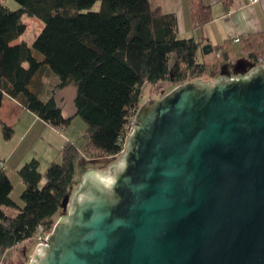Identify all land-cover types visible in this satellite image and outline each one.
<instances>
[{
    "label": "water",
    "instance_id": "obj_1",
    "mask_svg": "<svg viewBox=\"0 0 264 264\" xmlns=\"http://www.w3.org/2000/svg\"><path fill=\"white\" fill-rule=\"evenodd\" d=\"M134 123L29 264H264V66L184 82Z\"/></svg>",
    "mask_w": 264,
    "mask_h": 264
},
{
    "label": "trees",
    "instance_id": "obj_2",
    "mask_svg": "<svg viewBox=\"0 0 264 264\" xmlns=\"http://www.w3.org/2000/svg\"><path fill=\"white\" fill-rule=\"evenodd\" d=\"M15 1L20 7L14 10L0 0V109L9 96L51 126L66 128L72 117L64 116L55 95L72 84L76 113L87 129L82 147L66 143L61 160L50 162L44 173L37 158L20 167L25 184L23 206L12 198L14 185L0 160V255L34 238L41 223L60 211L73 192L76 162L82 153L118 156L123 152L144 83L170 79L172 71L174 79L184 83L218 68L199 60L202 41L181 37L177 15L163 12L152 0ZM224 1L231 6L229 0ZM97 2L100 7L94 10ZM191 7L195 27L212 19L211 6L202 0H191ZM24 15L38 17L45 24L31 45L16 42L27 28ZM243 37L242 49L256 63L264 53L254 51L258 36ZM227 43L215 57L228 60ZM46 77L53 82L51 86L43 82ZM1 126L4 138L11 139L13 126L3 120ZM4 206L19 211L8 215Z\"/></svg>",
    "mask_w": 264,
    "mask_h": 264
},
{
    "label": "rangeland",
    "instance_id": "obj_3",
    "mask_svg": "<svg viewBox=\"0 0 264 264\" xmlns=\"http://www.w3.org/2000/svg\"><path fill=\"white\" fill-rule=\"evenodd\" d=\"M4 1L10 8L14 10L20 7L19 3L16 2L15 0H4ZM204 2L208 4L212 3L211 5L212 19L205 26L204 34L207 35L211 40L210 44L213 46L214 50L210 54H206L204 56L199 55V60L205 59L208 62V66L216 65L218 66V68L214 69L213 73L211 71L210 74H205L199 79L204 81H213L220 76L233 77V76L243 75L248 73L255 67H257V64L249 56V53L244 51V49H242L244 47L243 41L238 43H233L230 42L228 39H232L233 37L236 36L243 37L249 35V33L264 31V12L259 11L256 8L257 12L255 14L252 13L253 12L252 7L246 6L245 8H239V6L236 4L225 8L222 6L221 3L216 2L215 0H204ZM99 7H100V3L97 2L94 5L93 9L97 10L99 9ZM184 9H185L186 18L188 20L186 8ZM224 13H227V15L222 16ZM22 20L26 24L27 28L24 34H22L17 39L16 42L26 41L31 45L35 40L36 36L42 31L45 24L41 19L35 16L24 15ZM187 24L189 25L188 21ZM200 32L199 31L192 32V28H191L189 30V34L180 33L179 35L181 37H192L194 34L195 38H198ZM225 43H227V46L224 49L230 52L228 60H226L223 56L215 57L217 50L222 48V46H224ZM254 43H255L254 51L257 55H259L264 51V37L258 35V39L257 38L254 39ZM36 55L38 57H42V55L39 53L38 54L36 53ZM211 74H213V76ZM180 84L182 83H179L174 79L173 71L171 72L170 79L159 81L158 83H149V82L144 83L141 89L140 106L147 100L153 98L155 99L162 98L164 95L169 93L171 90H173L175 87H177ZM71 88L66 89V91H64L65 101L62 104L64 107V114L67 117L71 115L74 106L72 102V96H73V92L75 94V89H73L72 91ZM86 129H87V124L85 120L80 115H77L76 119L71 120V123L68 127L62 128L61 130L66 135H69L72 139H74L78 147L81 148L83 145L82 136L86 132ZM47 137L48 136L46 134V139ZM127 142L128 140L126 141L123 152L118 156H103L96 154H94L93 156H88L82 153L80 158L76 162V170L72 184V191H74L81 183L84 173L87 170L107 169L111 164L117 162L120 159V157L124 155L126 151ZM42 160L45 161L44 159ZM46 163H48V161H46ZM41 170L43 171V173L45 172L44 167ZM11 175L14 184L12 198L18 204V206H23L24 203L21 197L23 191L20 190L17 179L18 177H15L13 174ZM70 197L71 195L67 199H65L60 211L54 217L50 219H46L41 223L40 227L38 228V232L34 238L26 240L6 250L2 255H0V264H29L37 247V241H36L37 235L38 234L48 235V233L51 232L57 220L61 216L67 213L68 200L70 199ZM3 209L5 213L8 215H16L19 211L18 208L11 206H4Z\"/></svg>",
    "mask_w": 264,
    "mask_h": 264
},
{
    "label": "crops",
    "instance_id": "obj_4",
    "mask_svg": "<svg viewBox=\"0 0 264 264\" xmlns=\"http://www.w3.org/2000/svg\"><path fill=\"white\" fill-rule=\"evenodd\" d=\"M215 1L221 3L222 6L225 8L230 7L226 4L224 0ZM229 2L231 3V6L236 4L239 6V8H245L246 6L252 7V13L255 14L257 12L256 8L259 11L264 12V3L247 4L244 0H229ZM152 3L153 5H160L162 7L163 12L165 13L173 12L177 15L178 34H189V30L192 28V32L201 31L198 38H195L194 34L192 36L198 41H202L201 46L211 42L209 37L204 34V28L207 23L199 28L195 27L193 23V10L191 7V0H152ZM202 3L210 6L212 5V3L208 4L204 2V0H202ZM184 8H186L188 20L186 18ZM225 15H227V13H224L222 16ZM187 21L189 22V25L187 24ZM249 35L264 36V31L249 33ZM201 46L200 54L204 56L206 54H204L201 50ZM43 82L49 84V86L53 84V82H51V80L47 77L43 79ZM69 88H71L73 91V89H75V86L70 84L62 89L57 90L55 95L57 103L62 108L63 114L64 107L62 104L65 101L64 91ZM75 96L76 89L75 94L73 92L72 96L73 104ZM64 116L66 115L64 114ZM69 117H72V119H76L77 117L75 104L73 106L72 113L71 115H69ZM1 120L13 126L14 134L11 139L7 140L4 138ZM46 134L48 136L47 139ZM68 142L76 143L74 139H72L69 135H66L61 129L51 126L50 124L46 123L44 120L39 118L33 112L26 110L16 99H13L9 96L5 97L3 106L0 109V160L3 162L5 170L8 176L10 177L11 181V174H13L15 177H18L17 179L20 190L23 191L25 188V184L18 173L20 167L32 158H37L40 160V171H42L41 169H43V167L46 171V166L48 167L50 162L61 160V150ZM42 159H44L45 161H43ZM46 161H48V163H46Z\"/></svg>",
    "mask_w": 264,
    "mask_h": 264
},
{
    "label": "built area",
    "instance_id": "obj_5",
    "mask_svg": "<svg viewBox=\"0 0 264 264\" xmlns=\"http://www.w3.org/2000/svg\"><path fill=\"white\" fill-rule=\"evenodd\" d=\"M247 4H263L264 3V0H244ZM240 39H241V36H236V37H233L231 39V41L233 43H238L240 42ZM217 56H220V54L218 53ZM257 66H264V53L262 55H260L258 57V60L256 62ZM135 119L133 120V122L131 123V126H130V132H129V135L130 133L132 132L134 126H135ZM4 165V164H3ZM50 234V232L48 233V235ZM48 235H44V234H39L37 237H36V241H37V246L39 244H44L46 243V240H47V237ZM43 239V240H42Z\"/></svg>",
    "mask_w": 264,
    "mask_h": 264
}]
</instances>
